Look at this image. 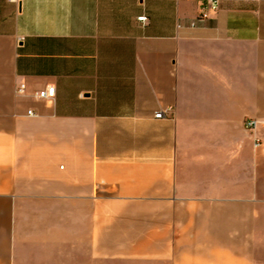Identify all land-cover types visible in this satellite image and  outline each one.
Returning a JSON list of instances; mask_svg holds the SVG:
<instances>
[{"label": "crops", "instance_id": "1", "mask_svg": "<svg viewBox=\"0 0 264 264\" xmlns=\"http://www.w3.org/2000/svg\"><path fill=\"white\" fill-rule=\"evenodd\" d=\"M205 3L0 0V264H264V0Z\"/></svg>", "mask_w": 264, "mask_h": 264}, {"label": "built area", "instance_id": "2", "mask_svg": "<svg viewBox=\"0 0 264 264\" xmlns=\"http://www.w3.org/2000/svg\"><path fill=\"white\" fill-rule=\"evenodd\" d=\"M220 1L221 0H206L205 7L201 11L199 15V19L209 18L211 14L216 13L220 7ZM138 21L143 22L145 24L147 21V17L146 16L139 17ZM24 90H25V85L24 84L20 85L19 92H24ZM55 94H56L55 87L53 85H48L45 88L36 91L34 96L39 100H52L55 97ZM168 111H170V109L166 111L159 110L155 113L154 118L163 119L166 117ZM27 114L30 116L35 115V113L32 110H28ZM244 126L248 131L256 135L257 133H259L261 136L264 137V120L248 118L244 121ZM254 145L256 148L261 145V138L259 136L255 137Z\"/></svg>", "mask_w": 264, "mask_h": 264}]
</instances>
